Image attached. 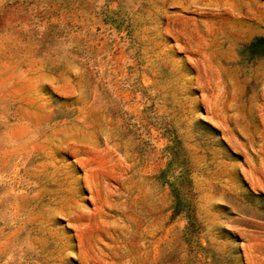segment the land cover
<instances>
[{"label": "rangeland", "instance_id": "rangeland-1", "mask_svg": "<svg viewBox=\"0 0 264 264\" xmlns=\"http://www.w3.org/2000/svg\"><path fill=\"white\" fill-rule=\"evenodd\" d=\"M264 0H0V264H264Z\"/></svg>", "mask_w": 264, "mask_h": 264}, {"label": "trees", "instance_id": "trees-1", "mask_svg": "<svg viewBox=\"0 0 264 264\" xmlns=\"http://www.w3.org/2000/svg\"><path fill=\"white\" fill-rule=\"evenodd\" d=\"M260 40H261L262 42L264 41V39H263V38H261Z\"/></svg>", "mask_w": 264, "mask_h": 264}]
</instances>
